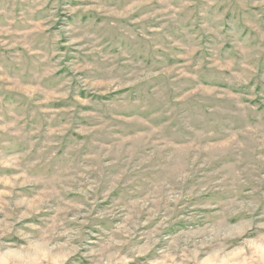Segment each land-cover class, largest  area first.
<instances>
[{
	"label": "rangeland",
	"instance_id": "rangeland-1",
	"mask_svg": "<svg viewBox=\"0 0 264 264\" xmlns=\"http://www.w3.org/2000/svg\"><path fill=\"white\" fill-rule=\"evenodd\" d=\"M0 264H264V0H0Z\"/></svg>",
	"mask_w": 264,
	"mask_h": 264
}]
</instances>
